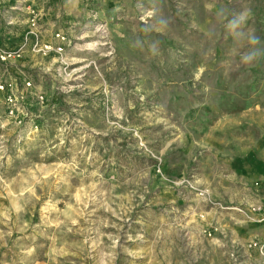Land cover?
Wrapping results in <instances>:
<instances>
[{"label":"rangeland","instance_id":"374dc122","mask_svg":"<svg viewBox=\"0 0 264 264\" xmlns=\"http://www.w3.org/2000/svg\"><path fill=\"white\" fill-rule=\"evenodd\" d=\"M39 4L61 54L0 5V264H264V0Z\"/></svg>","mask_w":264,"mask_h":264},{"label":"built area","instance_id":"2783aa9c","mask_svg":"<svg viewBox=\"0 0 264 264\" xmlns=\"http://www.w3.org/2000/svg\"><path fill=\"white\" fill-rule=\"evenodd\" d=\"M40 1L42 3H50L52 0H0V5L6 7L5 22L8 26L13 25L17 20L23 21L27 25L28 31L25 38L34 39L33 52L43 55L51 52L61 54L66 43V38L60 33L54 34L55 43H46L39 45L36 43L38 38V15L36 14L35 4ZM20 17L21 19H19ZM22 48H8L0 42V64H7L11 60L20 57ZM30 82H23L18 85L13 80L0 81V96L5 110L6 117L12 122L20 126L25 120L29 119L26 110V104L31 95ZM38 101L43 100V96L35 95ZM244 250L256 249L260 254H264V244L251 242L244 247Z\"/></svg>","mask_w":264,"mask_h":264},{"label":"crops","instance_id":"0c3cea01","mask_svg":"<svg viewBox=\"0 0 264 264\" xmlns=\"http://www.w3.org/2000/svg\"><path fill=\"white\" fill-rule=\"evenodd\" d=\"M39 3H40V1H38V2L35 4V9H36V5H37V6L40 5ZM249 243H250V242H249ZM246 244H247V243H246ZM244 246H245V245H244ZM244 246H241V249H242V247H244ZM256 251H257V250H256Z\"/></svg>","mask_w":264,"mask_h":264}]
</instances>
